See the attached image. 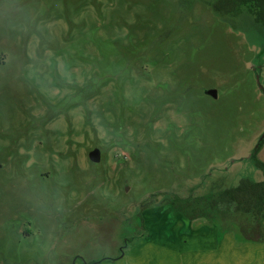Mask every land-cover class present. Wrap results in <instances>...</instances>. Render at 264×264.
I'll use <instances>...</instances> for the list:
<instances>
[{
  "label": "rangeland",
  "instance_id": "1",
  "mask_svg": "<svg viewBox=\"0 0 264 264\" xmlns=\"http://www.w3.org/2000/svg\"><path fill=\"white\" fill-rule=\"evenodd\" d=\"M228 1L0 0V264H182L167 245L202 252L215 237L264 247V213L187 228L146 198L263 180L228 166L264 133V30Z\"/></svg>",
  "mask_w": 264,
  "mask_h": 264
},
{
  "label": "trees",
  "instance_id": "2",
  "mask_svg": "<svg viewBox=\"0 0 264 264\" xmlns=\"http://www.w3.org/2000/svg\"><path fill=\"white\" fill-rule=\"evenodd\" d=\"M244 1H228L238 5L231 6L233 8L231 13L249 14L254 22L264 29V0ZM258 168L264 174V164H258ZM188 202L187 198L174 195L169 203H165V206H170L175 213H179L185 224L198 217L210 219L217 217V214H230L233 209L234 212L239 211L238 213L242 214L251 213V217L258 220V217L264 213V180L259 182L240 180L234 187L217 189V193H207L196 199L190 198ZM251 231L253 233L252 229ZM246 234L248 239L260 241V239H251L248 232Z\"/></svg>",
  "mask_w": 264,
  "mask_h": 264
},
{
  "label": "crops",
  "instance_id": "3",
  "mask_svg": "<svg viewBox=\"0 0 264 264\" xmlns=\"http://www.w3.org/2000/svg\"><path fill=\"white\" fill-rule=\"evenodd\" d=\"M186 243V241H184ZM225 243V245L223 244ZM193 244H189V246ZM160 246V245H158ZM258 246H262L261 243H253V242H247V243H241L237 244L235 241L234 243H230V241H223L217 246V240L216 237L214 238L213 244L211 241L204 242V243H198V247H203V251L199 252L198 249H195L194 251L191 250V252H188L187 250L179 251V249H175L173 246H166V249L164 250V257L168 256H175L178 260H180L182 264H244L245 261L249 262V264H264L262 260H264V254L258 255L256 252H254L253 248H258ZM263 247V246H262ZM186 248V247H185ZM264 249V247H263ZM234 252L233 254L231 252ZM243 252H246L243 254ZM169 253V254H168ZM232 254V260H226L225 258ZM224 256V259H223ZM142 258L143 255H134L133 258L135 259L133 262L140 261L136 258ZM160 259L156 260L158 263ZM164 261L165 264H175L178 261L173 259H164L161 260ZM133 262L130 259V256L127 254H124L120 256L118 259L112 260V264H133ZM239 262V263H238ZM95 264V263H94Z\"/></svg>",
  "mask_w": 264,
  "mask_h": 264
},
{
  "label": "flooded vegetation",
  "instance_id": "4",
  "mask_svg": "<svg viewBox=\"0 0 264 264\" xmlns=\"http://www.w3.org/2000/svg\"><path fill=\"white\" fill-rule=\"evenodd\" d=\"M243 13L242 12H239V13H236V14H234L233 15V18H239L240 17V15H242ZM253 19V18H252ZM254 21V20H253ZM264 30V29H263ZM263 57H264V48H261V49H255V63H256V65H257V67L256 68H253L252 69V71L255 73V75H256V79L259 81V78L262 76V73H263V71H264V59H263ZM261 85V84H260ZM263 93H264V86H262V90H261ZM263 142H264V133H263V135L256 141V144H255V146H254V148L251 150V152H250V154L249 155H247L246 157H241V158H239V159H236V161H233L232 163H230L228 166L230 167L231 166V164H234V162H239L241 165H244V164H248V165H251L253 168H254V170L255 171H260V172H262L261 170H260V168H258V164H264V162L263 161H259L258 159H257V153L260 151V149H261V146H262V144H263ZM225 170L227 171V168H225ZM226 171H225V173H226ZM223 172V171H222ZM212 172H210V173H208V174H206V175H204V176H202L199 180H198V185H199V189H198V191L196 192V193H200V192H202V187H201V185H203L204 184V182H209L208 181V178H210L211 177V179H212ZM253 175V174H252ZM262 175H263V180H264V174H263V172H262ZM240 180H252V178H241ZM253 181V180H252ZM211 183H213V186L212 187H210L209 189V191L207 192V193H217V180H213V181H211ZM176 190L175 189H172V190H169V191H159V192H156V193H154V194H151V195H149V196H147L146 198H148L149 200L153 197L152 195H159V196H161L162 197V199L160 200V201H158V204H161V202H163V200H166V203H169L172 199H173V196L175 195V194H172V193H174ZM189 192H191V191H187V193H189ZM177 196V195H176ZM198 197H200L198 194H196V195H194L193 197H191V196H188L187 197V202H188V200L190 199V198H193V199H196V198H198ZM188 204H189V202H188ZM147 205V204H146ZM162 205V204H161ZM155 206H157L156 204H155ZM146 208V207H145ZM170 209H172L171 207H170ZM185 225H187V228H188V226H189V223H187V224H185ZM189 234V233H188Z\"/></svg>",
  "mask_w": 264,
  "mask_h": 264
},
{
  "label": "water",
  "instance_id": "5",
  "mask_svg": "<svg viewBox=\"0 0 264 264\" xmlns=\"http://www.w3.org/2000/svg\"><path fill=\"white\" fill-rule=\"evenodd\" d=\"M257 80V79H256ZM258 82V80H257ZM259 89L262 90V87L260 84H258ZM205 94L211 96L212 98H216L217 93L215 90H207L205 91ZM88 158L93 163H98L100 161V151L98 149H93L89 152Z\"/></svg>",
  "mask_w": 264,
  "mask_h": 264
}]
</instances>
